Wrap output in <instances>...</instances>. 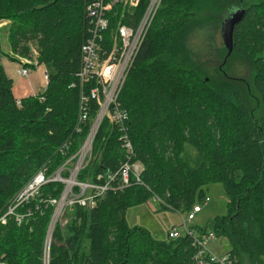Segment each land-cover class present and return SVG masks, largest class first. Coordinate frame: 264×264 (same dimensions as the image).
I'll list each match as a JSON object with an SVG mask.
<instances>
[{"label":"trees","instance_id":"trees-1","mask_svg":"<svg viewBox=\"0 0 264 264\" xmlns=\"http://www.w3.org/2000/svg\"><path fill=\"white\" fill-rule=\"evenodd\" d=\"M94 1L0 0V21L10 20L11 49L32 57L36 47L48 71L45 91L18 99L0 40V214L41 166L52 171L63 163L62 146L75 152L89 132L97 106L82 123L78 73ZM149 1L135 8L114 4L105 47L111 48L119 25L139 22ZM239 8L246 13L235 25L228 55L219 34ZM234 57L250 66V79L229 72ZM118 100L127 112L123 131L103 121L80 179L118 171L130 158L143 165V184L109 190L92 209L69 208L66 222L54 230L49 264H192L190 236L157 241L147 229L131 226L127 212L158 195L165 203L160 210L187 213L214 183L224 186L228 211L201 229L226 237L238 264L245 257L264 264V113H258L264 109V0H163ZM121 133L132 142L130 156ZM188 145L198 157L185 155ZM62 188L49 183L43 197L58 196ZM26 207L33 209L28 223L11 218L0 224V261L6 264H45L53 207L39 199Z\"/></svg>","mask_w":264,"mask_h":264},{"label":"built area","instance_id":"built-area-1","mask_svg":"<svg viewBox=\"0 0 264 264\" xmlns=\"http://www.w3.org/2000/svg\"><path fill=\"white\" fill-rule=\"evenodd\" d=\"M140 1L95 0L89 5L88 17L93 27L91 35L81 46L82 66L78 73L82 123L88 121L93 105L97 106V112L92 118L89 132L75 152L68 153L62 146L61 151L65 155L63 163L52 171L47 164L41 166L16 192L7 203L6 209L0 214V224L5 225L11 218H14L20 225L28 223L33 216V209L26 207L32 201L39 199L41 203L53 207L44 245L45 264H49L54 230L56 225L63 221L62 216L67 209L76 206L92 209L97 206L100 198L109 190H117L134 183L143 184L141 175L143 165L140 162L131 161L130 158L124 159L118 171L108 170L105 173H98L95 179H91L90 176L85 180L80 179L81 173L93 157L94 140L103 121L108 119L111 123L119 125L120 130L123 131L121 122L126 118L127 112L121 107L118 98L134 65L140 46L163 0H150L141 19L135 26L119 25L110 49L104 45L105 31L109 26L107 12L116 3H122L128 8H135ZM4 23L0 21V27ZM10 55L21 63L22 68H19L17 72L22 77H28L36 65H42L39 63V52L36 47H33L32 57L23 56L14 51H11ZM45 75L48 82L47 70ZM77 130H81L80 125L77 126ZM121 136L124 139L123 146L126 148L127 155L130 156L133 152L132 142L124 133H121ZM116 179L120 181L117 186L113 184ZM49 183L63 185L58 196L43 197V188ZM154 198L165 205L160 196L155 195ZM210 199L207 196L203 202L207 203ZM23 207H26V210L21 211L20 209ZM201 210L202 205L197 202L187 212L188 215L183 221V230L177 225L174 226L168 232L169 238L177 239L185 235L192 238L195 249L192 264H238L236 257H233L230 251L220 254L210 247V242L218 237L214 230L198 229L199 232H195L188 227V223L193 221L196 214ZM0 264L6 263L0 261Z\"/></svg>","mask_w":264,"mask_h":264},{"label":"rangeland","instance_id":"rangeland-1","mask_svg":"<svg viewBox=\"0 0 264 264\" xmlns=\"http://www.w3.org/2000/svg\"><path fill=\"white\" fill-rule=\"evenodd\" d=\"M248 2L254 0H247ZM5 22L0 27L1 35V46L6 54L2 58V64L6 68L7 73L15 77L16 80L20 78H27L28 81H31L35 92L37 94L45 91L47 87V78L45 75L46 68L45 65H36V68H33L30 71L28 77H22L18 74L17 70L22 68L21 63L18 60L11 59V45L8 40V32L10 20L3 19ZM220 41L223 40L221 34H219ZM35 61V60H34ZM37 64V62H36ZM229 72L236 76L251 78L252 71L250 66L243 59L239 57H234L230 60ZM19 81V80H18ZM16 82V81H15ZM263 114L264 109L260 108L258 113ZM197 150L192 148V146H187V151L185 155L188 158H196ZM206 195L211 199L207 203L199 201L202 205V210L196 214V217L193 221L188 223V227L192 228L195 232H199L198 229L206 228L209 224L213 222L216 216L226 215L228 208L227 202L228 197L225 192L224 186L220 183H214L208 186L206 190ZM162 204L155 198H151L147 203L140 205L132 206L128 209L127 219L131 226H139L150 231L151 235L157 241H171V238L168 236L169 230L174 226H178L183 230V221L187 217V213H179L170 209H162ZM67 209L63 214V222H66L67 218ZM210 230V228L208 229ZM210 247L215 250L217 253H225L231 249V245L226 237L218 236L210 242ZM245 264H249L247 257H245Z\"/></svg>","mask_w":264,"mask_h":264},{"label":"water","instance_id":"water-1","mask_svg":"<svg viewBox=\"0 0 264 264\" xmlns=\"http://www.w3.org/2000/svg\"><path fill=\"white\" fill-rule=\"evenodd\" d=\"M246 13L245 8H239L232 11L222 23L221 36L223 38L224 46L228 49V55L233 52L234 49V30L235 25L242 21Z\"/></svg>","mask_w":264,"mask_h":264},{"label":"crops","instance_id":"crops-1","mask_svg":"<svg viewBox=\"0 0 264 264\" xmlns=\"http://www.w3.org/2000/svg\"><path fill=\"white\" fill-rule=\"evenodd\" d=\"M10 77L13 79L14 94L18 99H21L25 96L37 94V92H35V88L33 87L31 81H28L27 78H20V79H18L19 80L18 81L15 79V77H12V76H10Z\"/></svg>","mask_w":264,"mask_h":264},{"label":"flooded vegetation","instance_id":"flooded-vegetation-1","mask_svg":"<svg viewBox=\"0 0 264 264\" xmlns=\"http://www.w3.org/2000/svg\"><path fill=\"white\" fill-rule=\"evenodd\" d=\"M230 14H231V12H230Z\"/></svg>","mask_w":264,"mask_h":264}]
</instances>
